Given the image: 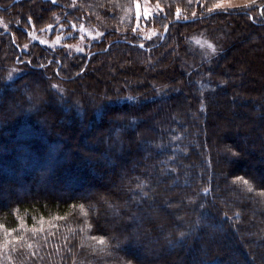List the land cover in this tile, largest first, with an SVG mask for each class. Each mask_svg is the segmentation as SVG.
Listing matches in <instances>:
<instances>
[{
	"label": "trees",
	"instance_id": "1",
	"mask_svg": "<svg viewBox=\"0 0 264 264\" xmlns=\"http://www.w3.org/2000/svg\"><path fill=\"white\" fill-rule=\"evenodd\" d=\"M56 1L0 0V264H264V1L147 0L148 42L136 0ZM76 20L88 55L23 49Z\"/></svg>",
	"mask_w": 264,
	"mask_h": 264
},
{
	"label": "rangeland",
	"instance_id": "2",
	"mask_svg": "<svg viewBox=\"0 0 264 264\" xmlns=\"http://www.w3.org/2000/svg\"><path fill=\"white\" fill-rule=\"evenodd\" d=\"M262 1L264 0H223L214 4L212 8L213 10H237L250 6V4L260 5L259 3ZM55 2L57 1L55 0ZM135 14V31H133L135 36L145 42L156 40L161 35L160 18L163 15V8L160 4H151L147 0H136ZM62 23L63 21H57L56 24L48 26L41 31L34 29L30 30L28 32L29 44L24 45L23 49L28 50L29 45L37 41L50 49H61L69 56H86L95 48L96 44L102 40L105 34L96 26L79 22V20L68 22L67 25ZM6 27V23L0 18V29ZM153 33H155V35H153ZM191 41L193 42V46L198 48L202 53L201 57L198 58L197 56L195 59L196 61L204 59L207 55L215 52L218 45L203 35L194 36ZM209 45H211V47H209ZM189 60L190 59L187 58L186 61H179V65L182 66V69L183 67L188 68L191 66ZM15 72L19 73L20 71L16 69ZM128 76L129 75H122L124 79Z\"/></svg>",
	"mask_w": 264,
	"mask_h": 264
},
{
	"label": "snow or ice",
	"instance_id": "3",
	"mask_svg": "<svg viewBox=\"0 0 264 264\" xmlns=\"http://www.w3.org/2000/svg\"><path fill=\"white\" fill-rule=\"evenodd\" d=\"M53 2H55V0H53ZM210 11H211V10H210ZM177 15H178V18H179V10H178V12H177ZM133 31H135V29H133ZM153 35H155V33H153ZM141 46H143V45H141ZM209 47H211V45H209ZM53 87H56V86L53 85ZM129 99H131V98H129ZM237 179L239 180L240 178H237ZM243 183H244V185L246 186L247 191H249V192L253 191L252 185H251L248 181L245 180V181H243ZM204 191L207 192V189H205ZM99 243H100V244H103V243H104V240L101 239V240L99 241Z\"/></svg>",
	"mask_w": 264,
	"mask_h": 264
}]
</instances>
